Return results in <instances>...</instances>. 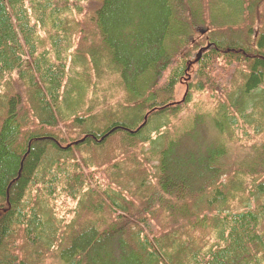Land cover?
I'll return each instance as SVG.
<instances>
[{
	"label": "trees",
	"instance_id": "obj_1",
	"mask_svg": "<svg viewBox=\"0 0 264 264\" xmlns=\"http://www.w3.org/2000/svg\"><path fill=\"white\" fill-rule=\"evenodd\" d=\"M92 2L0 0V264H264V174L248 156L230 178L216 170L240 123L264 131V0H100L84 48ZM197 27L211 47L193 91L224 95L212 151L186 161L172 151L190 134L167 138ZM145 144L158 182L126 171ZM101 160L112 168L88 176Z\"/></svg>",
	"mask_w": 264,
	"mask_h": 264
},
{
	"label": "rangeland",
	"instance_id": "obj_2",
	"mask_svg": "<svg viewBox=\"0 0 264 264\" xmlns=\"http://www.w3.org/2000/svg\"><path fill=\"white\" fill-rule=\"evenodd\" d=\"M99 3H100V0H93V2L90 4V9L87 11V15L85 16V14H83L77 17V19L80 22L79 29H81V32L78 33L77 36L82 37L81 45H83L82 47L84 48H86L90 44H95L97 40H99V35L98 34L95 35L93 31L90 32L89 34V40L85 39L86 35L88 34L92 26V22L89 20V18L92 15V7L94 5L93 9L95 11ZM83 29L85 31H83ZM197 31L199 34L193 37L192 44H191L192 56L189 60L190 66L188 67V70L186 71L185 75L179 79L176 86L174 87L173 100L171 102L179 103L182 109H181V112L179 113L178 118L173 123V125H176L173 134L170 133L169 137L167 138L169 144L174 145L173 140L170 138L171 137L176 138L174 136L175 133L179 132L180 134V133L186 132L190 134V136L193 138L192 141H189L185 143V145L180 146L179 149H175L176 151L175 150L172 151V153L179 152L178 154L182 156L183 158H186L187 159L186 161L197 160L204 151H207V152L212 151L213 148L211 147V144H212L211 139L217 138V134L216 132H214V129H213L214 122L211 119V116L215 112L216 107H217L215 101L218 102V100L224 95L223 91H220L218 96L214 100L213 96L216 94L210 90L193 91V86L195 82L197 81V78L195 77V72L197 69L196 64H197L198 58L204 51L206 50L208 51V49L211 47L208 41L209 38L206 32V29L202 27H197ZM93 35L96 37H93ZM222 67H224L223 63L218 62L217 70H216V73L214 74V77L217 82L222 84L223 86L222 88L224 89V92H226L227 89H229V86L225 85L224 83L226 82V79L229 77V74L228 72L223 71ZM208 72L210 73L211 70L209 69ZM214 77L213 75H211V78H214ZM119 93L121 94L120 91ZM246 112H248V109L246 110ZM146 118H148L147 115L143 114V118H142L143 121H145ZM142 125L143 124L139 125V127H141ZM28 127L29 128L32 127V122L28 124ZM246 132H249V134L250 133L252 134L253 130L251 131V128L249 126L240 123L235 129L234 139L232 140H230L229 138L226 139L227 140L226 144L228 148L227 162L230 165L227 164L228 167L227 166L216 167V170H218L219 172H226L225 174L228 175L229 178L231 177V174H234V172H236V169L240 170L241 167L239 166L241 162L249 161L250 158H251L250 165L253 171H257V175L253 177L259 178L262 174H264V131L261 132L257 137H252V138H249V136L245 134ZM110 136H112V138H110L109 140L111 141L109 142L110 144L112 145L115 144V146H119L121 149L127 150L126 144L124 143V140L126 139L125 133L113 134L112 132ZM186 139L187 137L185 136L184 140L187 141ZM207 140H210V141H207ZM146 154H147L146 144L145 146H140V148L137 145H133L132 155L135 158L134 164L131 162V160L130 162L127 161L126 171H130L133 169L135 173L144 175L147 178H150L154 182L156 181L158 182V180L162 178V175L159 173V169H158V166H159L158 160L154 158L153 160L148 161L147 156H149V154L148 155ZM259 154H262V155L259 157ZM142 155H146V157ZM247 156H248V159H246L245 161L244 158ZM117 157L119 159L123 158L120 151L117 152ZM118 162H119L118 159H113V169L116 168V166L118 165ZM219 163H221V161ZM219 163L217 162L216 164H219ZM209 164H210V167H212L211 166L212 164L210 162ZM250 165L245 164L242 167L249 168ZM111 168H112L111 165L101 160V162L98 163L96 168L88 172V176L90 174L97 173L100 170L109 171ZM245 170L248 171V169H245ZM225 174L221 173L217 177V179L219 180V177H220L221 180H226L227 177ZM246 179H250V178L246 176ZM205 182H208V181H205ZM217 183L218 181H213V184H217ZM184 186L186 188L185 190H188L186 185ZM93 188H94V191H97V185L93 186ZM130 188L132 192H134L135 194V186L130 185ZM201 190L202 188L196 189L194 191L200 192ZM127 196L129 197L131 195L127 194Z\"/></svg>",
	"mask_w": 264,
	"mask_h": 264
}]
</instances>
